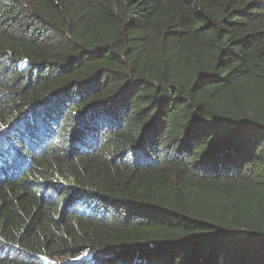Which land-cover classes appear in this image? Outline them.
<instances>
[{
  "label": "trees",
  "instance_id": "1",
  "mask_svg": "<svg viewBox=\"0 0 264 264\" xmlns=\"http://www.w3.org/2000/svg\"><path fill=\"white\" fill-rule=\"evenodd\" d=\"M63 256L264 264V0H0V264Z\"/></svg>",
  "mask_w": 264,
  "mask_h": 264
},
{
  "label": "rangeland",
  "instance_id": "2",
  "mask_svg": "<svg viewBox=\"0 0 264 264\" xmlns=\"http://www.w3.org/2000/svg\"><path fill=\"white\" fill-rule=\"evenodd\" d=\"M87 256V252H84L80 257ZM76 262L70 259L68 256H63V258H55L49 260L46 264H75Z\"/></svg>",
  "mask_w": 264,
  "mask_h": 264
},
{
  "label": "clouds",
  "instance_id": "3",
  "mask_svg": "<svg viewBox=\"0 0 264 264\" xmlns=\"http://www.w3.org/2000/svg\"><path fill=\"white\" fill-rule=\"evenodd\" d=\"M90 257H91V255L89 253H87V258H90Z\"/></svg>",
  "mask_w": 264,
  "mask_h": 264
}]
</instances>
